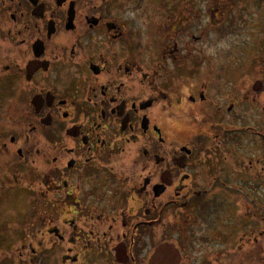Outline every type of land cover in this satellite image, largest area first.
<instances>
[{
    "label": "flooded vegetation",
    "instance_id": "af4514ba",
    "mask_svg": "<svg viewBox=\"0 0 264 264\" xmlns=\"http://www.w3.org/2000/svg\"><path fill=\"white\" fill-rule=\"evenodd\" d=\"M263 22L0 0V264H264Z\"/></svg>",
    "mask_w": 264,
    "mask_h": 264
},
{
    "label": "rangeland",
    "instance_id": "374dc122",
    "mask_svg": "<svg viewBox=\"0 0 264 264\" xmlns=\"http://www.w3.org/2000/svg\"><path fill=\"white\" fill-rule=\"evenodd\" d=\"M259 21V20H258ZM257 35H255L254 37H253V39L255 38V37H257L258 38V49L260 50V49H262L263 47L262 46H264V22L263 23H258L257 24ZM242 38H245V35H242ZM259 38L261 39V38H263L262 40H259ZM252 39V40H253ZM241 39H238L237 41H240ZM231 41H233V40H231V38L229 37V38H225L224 40H222V41H220V43L222 44V45H228V44H230L231 43ZM244 41V40H243ZM264 50V49H263ZM260 54H264V52L263 51H261L260 50Z\"/></svg>",
    "mask_w": 264,
    "mask_h": 264
}]
</instances>
